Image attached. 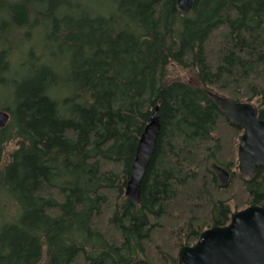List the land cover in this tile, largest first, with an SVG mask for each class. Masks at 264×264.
<instances>
[{"label":"trees","instance_id":"obj_1","mask_svg":"<svg viewBox=\"0 0 264 264\" xmlns=\"http://www.w3.org/2000/svg\"><path fill=\"white\" fill-rule=\"evenodd\" d=\"M208 91L264 120V0H198L187 15L178 0H0V193L13 207L0 264H178L207 229L264 207V167L241 174L244 128ZM156 107L135 205L126 187Z\"/></svg>","mask_w":264,"mask_h":264},{"label":"water","instance_id":"obj_2","mask_svg":"<svg viewBox=\"0 0 264 264\" xmlns=\"http://www.w3.org/2000/svg\"><path fill=\"white\" fill-rule=\"evenodd\" d=\"M198 0H178L183 15L189 14ZM216 105L233 124L244 128L240 140L239 169L250 177L264 167V120L250 103H237L208 91ZM11 119L8 111L0 110V130ZM162 124L159 107L152 112L145 127L126 187V197L135 205L142 202V183L157 149ZM212 169L220 184L226 186L230 173L217 164ZM178 264H264V207L251 206L232 216L226 226H215L202 233L196 244L181 249Z\"/></svg>","mask_w":264,"mask_h":264},{"label":"rangeland","instance_id":"obj_3","mask_svg":"<svg viewBox=\"0 0 264 264\" xmlns=\"http://www.w3.org/2000/svg\"><path fill=\"white\" fill-rule=\"evenodd\" d=\"M88 1H89V3H90V2H94L95 4H100V3L102 2V0H88ZM30 38H31V36H30ZM37 52H38V53H43V50H42V47H41V46L37 48ZM47 61H49L50 63H52V62H57V63H58L57 65H59V67L62 68V76H61V79L63 78V80H64L65 77H66V73H68V72H67L66 69L63 68V66H61L60 60H53V61H52L51 59H48ZM27 69H28V67H26V68L23 70V72H21V73L19 74V77H20V76H24V75L26 74V72H27ZM65 72H66V73H65ZM11 76H12V75H11ZM184 76H185V80H187V81H189V82H193V81H194L193 76L190 75V74H188L187 72H186L185 74H183V77H184ZM68 93H69V91H68V86H67L66 88H64V90H59V89L57 88V94L59 95V97H61V96H65V95H67ZM7 101H8V99L5 98V97L0 98V109L3 108V105L6 104ZM7 199H8V201L10 200L8 195L6 196V194H1V193H0V213H1L2 208H3V203H4L5 201H7ZM5 205H6V207L3 208V209H4V215H6V214H8V213H12V212H13V210H12L13 207H11V203H7V204H5Z\"/></svg>","mask_w":264,"mask_h":264}]
</instances>
